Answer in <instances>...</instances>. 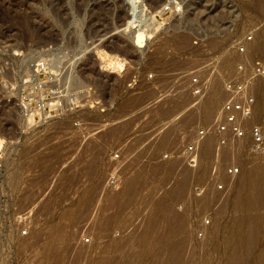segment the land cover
<instances>
[{"label":"rangeland","instance_id":"obj_1","mask_svg":"<svg viewBox=\"0 0 264 264\" xmlns=\"http://www.w3.org/2000/svg\"><path fill=\"white\" fill-rule=\"evenodd\" d=\"M258 1L0 0V264H264V207L250 212L260 217L256 243L237 260L229 245L247 163L264 158L249 134L228 149L215 133L223 104L243 97L229 82L254 98L246 130L264 128ZM102 49L123 65L103 67ZM44 59L78 107L33 121L21 97ZM189 159L207 176L187 178L188 168L204 171ZM234 165L238 177L226 172Z\"/></svg>","mask_w":264,"mask_h":264},{"label":"built area","instance_id":"obj_2","mask_svg":"<svg viewBox=\"0 0 264 264\" xmlns=\"http://www.w3.org/2000/svg\"><path fill=\"white\" fill-rule=\"evenodd\" d=\"M167 8L166 10H168ZM252 37L249 36L248 40ZM241 52L244 48L240 49ZM33 66L31 77L24 83V90L21 97V107L24 116L33 121H48L62 115L65 111L76 109L77 105L66 103L70 98L67 88L62 86L58 80L59 75L50 70V64L45 59L38 61ZM242 70L243 66H239ZM254 71L258 76L264 78V62L257 61L254 65ZM198 79L193 78V86L195 94H199L201 90L195 88ZM227 90L232 94L243 96L239 99H230L223 104V119L217 125L215 133L218 136V145L222 147L228 146L233 141H239L246 138L247 134L251 138L250 150L253 154L264 158V128L260 125H253L248 130L244 126V121L250 119L254 113V98L248 93L245 84L237 82H229ZM90 91V90H89ZM249 131V132H247ZM206 130H200V135H205ZM195 151L194 146H189L188 154ZM190 165H195V159H189ZM230 176H237L241 173V169L237 166H230L226 170ZM218 189H223L219 184Z\"/></svg>","mask_w":264,"mask_h":264},{"label":"bare ground","instance_id":"obj_3","mask_svg":"<svg viewBox=\"0 0 264 264\" xmlns=\"http://www.w3.org/2000/svg\"><path fill=\"white\" fill-rule=\"evenodd\" d=\"M158 2V1H157ZM260 2V4H263L264 3V0H260L258 1ZM108 4V3H106ZM160 4V3H158ZM156 4V5H158ZM154 5V4H152ZM151 7L152 8V11L154 10H157L159 9V7L161 8L162 6H157L156 7ZM27 8V7H26ZM33 15V14H32ZM125 15V14H124ZM126 16V15H125ZM122 17V16H121ZM44 18V17H43ZM38 20V19H37ZM122 22V21H120ZM124 23V22H123ZM128 25L125 27L126 29H128L129 25L133 26V28L135 27L133 24H134V21L133 20H130L127 22ZM115 24V23H114ZM126 24V23H125ZM124 25V24H123ZM59 27V26H58ZM51 28V27H50ZM111 29V28H110ZM103 34V33H102ZM101 35V34H100ZM143 38H144V34L143 32H138L137 35H136V43L135 45L138 46V47H141L142 44H143ZM183 40V39H182ZM118 43V42H117ZM123 46V45H122ZM118 49V48H117ZM131 51V50H130ZM133 51V50H132ZM123 52V51H122ZM119 53V52H118ZM126 53V52H125ZM98 54H99V59L101 60V65H103V67H106L108 68L109 66H112L111 68H115L116 65H123V61L125 59L123 58H120L119 56H116V55H112L108 52H105L103 49L102 50H98ZM123 55V54H122ZM130 60V59H129ZM118 67V66H117ZM130 69V68H129ZM97 73V72H96ZM84 75V74H83ZM82 76V75H81ZM90 77V76H89ZM90 79V78H89ZM264 79V78H262ZM262 85V84H261ZM215 88V87H214ZM248 90V89H247ZM256 90V89H255ZM257 100H258V111L260 109V111H263L264 110V83H263V87H260L259 91H258V96H257ZM217 100H212L210 102L207 103L206 105V108L203 109V116L206 117V119H211L212 117V108L214 107L215 105V102ZM257 108V107H256ZM261 114H263L261 112ZM261 116V115H260ZM253 117V116H252ZM192 118V117H191ZM255 118V117H254ZM183 120V119H182ZM177 122V121H176ZM176 126V125H175ZM167 129V128H166ZM164 133V132H163ZM171 134V133H170ZM211 136V135H210ZM171 137V136H170ZM206 137V136H205ZM157 139V138H156ZM159 140V139H158ZM208 140V139H207ZM213 140V139H212ZM209 138V141H206L208 144H212L210 141ZM170 141V140H169ZM203 141V140H202ZM156 142V141H155ZM204 142V141H203ZM205 142V143H206ZM151 143V142H150ZM158 143V142H157ZM152 144V143H151ZM154 144V143H153ZM201 145L203 143H200ZM157 145V144H156ZM155 145V146H156ZM205 147L204 149H206V144H204ZM158 146V145H157ZM211 146V145H209ZM208 146V147H209ZM217 146V145H216ZM229 146V145H228ZM202 147V146H201ZM219 147V146H217ZM153 148V147H152ZM155 148V147H154ZM220 148V147H219ZM217 148L218 150H222L221 148L219 149ZM226 148L229 149V147L226 146ZM225 148V149H226ZM249 148V147H248ZM156 149V148H155ZM208 149H211V148H208ZM206 149V150H208ZM224 149V150H225ZM200 150V149H199ZM227 150V149H226ZM202 151V150H201ZM204 151V150H203ZM234 151L233 153H235V150H232ZM238 151V150H237ZM145 152V151H144ZM149 152V151H148ZM209 151L205 152V155H207L206 153H208ZM211 152V151H210ZM223 152V151H222ZM228 152V151H227ZM229 152H231L229 150ZM240 152V151H239ZM238 152V153H239ZM248 152V151H247ZM202 153V152H201ZM149 155V154H148ZM204 154H202L201 156V160L202 161H205V158L203 157ZM238 155V154H237ZM243 155V154H242ZM253 155V153H252ZM140 156V155H139ZM196 156V155H195ZM209 157L210 154L208 155ZM251 156V155H249ZM206 157V156H205ZM235 157H236V154H235ZM248 157V156H247ZM198 158V157H197ZM207 158V157H206ZM228 158V157H227ZM250 158V157H249ZM248 158V159H249ZM261 158V157H260ZM208 159V158H207ZM215 159V158H214ZM251 159V158H250ZM257 161L259 160L258 158H256ZM254 158V160H256ZM262 159V158H261ZM199 160V159H198ZM210 160V159H209ZM253 160V159H252ZM200 161V160H199ZM201 161V162H202ZM208 161V160H207ZM251 160H249V163H247V168H246V176L245 178L243 179V181L241 182L240 184V189H239V195H238V198L236 200V210H238L239 212H242L243 214L245 213V215H239V217H237L238 219H235L237 220L233 227H232V230L230 231V239H229V245L231 247V253H232V259L233 260H237L242 254L245 253L246 249H248L250 246H253L254 243H256L258 237L260 236V233H261V223H260V217L258 216H254L253 214L251 215L250 212L256 208H258L257 210H259L260 208V211H261V207L263 208L264 207V163L260 162V160L258 162H255L253 165L252 163L250 162ZM140 162V161H139ZM215 162V161H213ZM222 162V161H221ZM186 163V162H185ZM206 163V161H205ZM219 163V162H218ZM199 164V163H197ZM196 164V166H197ZM210 164V163H209ZM201 163L199 164V166L197 167H200V168H203L202 170H204L203 172H191L192 170H194V168L192 170H190L188 168L187 171V178L189 176V178H194L196 176H198L200 173L202 178H204L203 176L206 175L207 172H205L207 170V164H203L204 166H200ZM186 167V166H185ZM193 167V166H192ZM214 168V167H213ZM199 169V168H198ZM211 169V168H210ZM197 170V169H196ZM197 171H200V170H197ZM198 174V175H197ZM209 174V172H208ZM241 174V173H240ZM239 174V175H240ZM210 175V174H209ZM208 175V176H209ZM239 175H237L236 177H238ZM191 176V177H190ZM207 176V175H206ZM199 177V176H198ZM186 178V177H185ZM206 178V177H205ZM206 180V179H205ZM200 183V182H198ZM229 183V182H228ZM227 183V185H228ZM227 187V186H226ZM201 195V194H200ZM207 195V194H206ZM206 195L204 197H201L200 199H198L200 202L202 203H206L205 200H206ZM205 199V200H204ZM208 199V198H207ZM219 200V199H217ZM209 202V201H208ZM200 203V204H202ZM213 204V203H212ZM203 205V204H202ZM207 205V204H206ZM201 206V205H200ZM209 207V206H208ZM206 207V209L208 208ZM222 207V206H221ZM201 208V207H200ZM203 208V207H202ZM264 209V208H263ZM237 211V213H238ZM248 212V214L246 213ZM264 212V210H263ZM261 215V214H260ZM67 223V222H66ZM66 226V225H65ZM65 230V228H64ZM59 234V233H58ZM66 235V234H65ZM64 235V236H65ZM178 253V252H177ZM176 253V254H177ZM179 254V253H178ZM177 256V255H176ZM179 256V255H178ZM180 257V256H179ZM184 258V257H183ZM177 259H179L177 257ZM182 259V258H181ZM186 260V259H185ZM184 260V261H185ZM181 262V261H180ZM257 262V261H256ZM258 262L260 263H264V253L261 254V256L258 258ZM181 264V263H179Z\"/></svg>","mask_w":264,"mask_h":264}]
</instances>
